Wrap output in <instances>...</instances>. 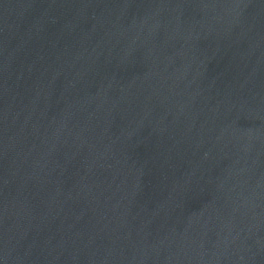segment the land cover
<instances>
[{
  "label": "water",
  "instance_id": "95a60500",
  "mask_svg": "<svg viewBox=\"0 0 264 264\" xmlns=\"http://www.w3.org/2000/svg\"><path fill=\"white\" fill-rule=\"evenodd\" d=\"M0 264H264V0H0Z\"/></svg>",
  "mask_w": 264,
  "mask_h": 264
}]
</instances>
